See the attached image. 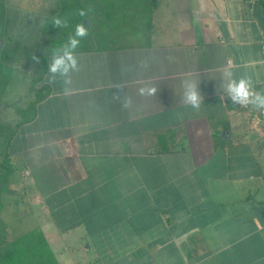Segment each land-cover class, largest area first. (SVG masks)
<instances>
[{"label":"crops","instance_id":"1","mask_svg":"<svg viewBox=\"0 0 264 264\" xmlns=\"http://www.w3.org/2000/svg\"><path fill=\"white\" fill-rule=\"evenodd\" d=\"M177 3L142 44L75 52L69 84L49 82L51 55L9 142L18 170L4 193L58 264H264V129L220 88L227 68L264 92V8ZM185 79L199 110L181 100Z\"/></svg>","mask_w":264,"mask_h":264},{"label":"trees","instance_id":"2","mask_svg":"<svg viewBox=\"0 0 264 264\" xmlns=\"http://www.w3.org/2000/svg\"><path fill=\"white\" fill-rule=\"evenodd\" d=\"M151 0H56L49 12L40 21V32L44 37L45 49L39 54L40 73L31 80L29 90L35 89V82L43 80L47 69L48 58L53 49L60 48L75 32L77 24L86 20L85 27L88 35L81 39L85 42L90 39L99 40L107 37L119 38L127 35H145L149 37L152 28V10H147ZM264 8V0H259ZM84 10L85 16H80L79 11ZM147 10V12H146ZM67 18L66 27L57 28L52 24L54 17ZM110 43L90 45L77 48V51L102 49L120 46ZM44 61L43 66L41 62ZM43 90L45 85L42 84ZM39 98H35L26 105L24 111H30L5 133V124H0V137H3V147L0 150V211L3 208L2 194L7 190L10 175L18 170L17 163L10 156L9 142L18 127L30 121L34 115ZM162 148L161 146H159ZM161 150H165L164 147ZM0 264H58L51 248L39 228H32L11 239L0 236Z\"/></svg>","mask_w":264,"mask_h":264},{"label":"rangeland","instance_id":"3","mask_svg":"<svg viewBox=\"0 0 264 264\" xmlns=\"http://www.w3.org/2000/svg\"><path fill=\"white\" fill-rule=\"evenodd\" d=\"M147 10H152V21H160V10L165 9L169 15L175 16L178 0H151ZM56 0H0V124H5V133H9L18 119L30 113L24 111L26 105L34 97L42 95V80L35 82V89L29 90L32 79L40 73V66L32 56H39L45 49L44 37L40 32L41 19L51 10ZM181 2V1H180ZM146 10V12H147ZM148 13V12H147ZM159 13V14H158ZM157 26H152L151 31ZM150 37L145 35H127L119 38L90 39L80 42L78 48L101 43L102 45L117 43L121 45L142 44ZM44 61L41 62L43 66ZM0 137V150L3 147ZM9 192L15 189L12 179ZM13 194H2L3 207L0 211V236L11 239L28 229L32 222L25 202H13ZM17 195V194H16ZM25 204V205H24ZM28 231V230H27Z\"/></svg>","mask_w":264,"mask_h":264},{"label":"clouds","instance_id":"4","mask_svg":"<svg viewBox=\"0 0 264 264\" xmlns=\"http://www.w3.org/2000/svg\"><path fill=\"white\" fill-rule=\"evenodd\" d=\"M79 15L85 16L86 13L84 10H80ZM52 24L57 28L66 27L68 20L57 16L53 18ZM87 35L88 29L84 24H77L74 34L68 38V41L62 47L53 49L52 61L48 65L50 83H55L57 78L63 80L65 84L71 82L70 74L78 71L75 51L79 47L81 39ZM32 59L39 63V58L35 55L32 56ZM182 87L184 91L181 100L193 109L199 110L203 103V97L198 89V82L193 79H185L182 81ZM220 88L231 99L233 104L245 107L251 105L258 110H264V92L255 91L251 77L247 75L237 77L233 71L226 68L222 73ZM156 92L157 88L155 86H145L139 89L141 95L147 93L155 96ZM115 98L120 100L121 96L116 95ZM121 104L122 107L126 108L128 106L127 99H124Z\"/></svg>","mask_w":264,"mask_h":264},{"label":"built area","instance_id":"5","mask_svg":"<svg viewBox=\"0 0 264 264\" xmlns=\"http://www.w3.org/2000/svg\"><path fill=\"white\" fill-rule=\"evenodd\" d=\"M243 108H249V106H242ZM251 122L254 126H257L258 124H262L264 129V110H258L256 113H254L251 117Z\"/></svg>","mask_w":264,"mask_h":264},{"label":"water","instance_id":"6","mask_svg":"<svg viewBox=\"0 0 264 264\" xmlns=\"http://www.w3.org/2000/svg\"><path fill=\"white\" fill-rule=\"evenodd\" d=\"M83 24H84V26H85V24H86V20L83 21Z\"/></svg>","mask_w":264,"mask_h":264}]
</instances>
